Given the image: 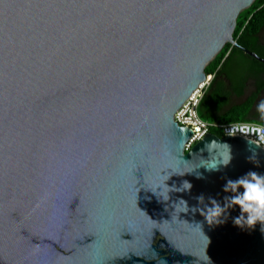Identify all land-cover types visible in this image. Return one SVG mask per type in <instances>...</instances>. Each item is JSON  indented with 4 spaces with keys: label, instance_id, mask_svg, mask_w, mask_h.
<instances>
[{
    "label": "water",
    "instance_id": "1",
    "mask_svg": "<svg viewBox=\"0 0 264 264\" xmlns=\"http://www.w3.org/2000/svg\"><path fill=\"white\" fill-rule=\"evenodd\" d=\"M253 2L0 0V264H264L260 224L201 215L264 149L174 120Z\"/></svg>",
    "mask_w": 264,
    "mask_h": 264
},
{
    "label": "trees",
    "instance_id": "2",
    "mask_svg": "<svg viewBox=\"0 0 264 264\" xmlns=\"http://www.w3.org/2000/svg\"><path fill=\"white\" fill-rule=\"evenodd\" d=\"M264 0H254L236 19L232 37L206 65L212 75L198 106L201 118L220 123L260 121L257 105L264 93V64L244 52L248 50L264 59ZM253 88L248 90V83ZM257 123V122H256ZM221 137V133L212 131Z\"/></svg>",
    "mask_w": 264,
    "mask_h": 264
},
{
    "label": "clouds",
    "instance_id": "3",
    "mask_svg": "<svg viewBox=\"0 0 264 264\" xmlns=\"http://www.w3.org/2000/svg\"><path fill=\"white\" fill-rule=\"evenodd\" d=\"M257 111L261 113V118L264 120V100H261L257 105ZM192 115L195 116V113H192ZM203 126L204 125L200 121H197L196 124L193 125L194 131L197 133V137L203 135V133H201V127ZM237 132L244 136H255L256 139H250L249 143H254L257 147L264 143V124L237 121L230 126L228 135L235 136ZM216 145L228 147V145L218 144L216 141H212L206 147L211 153L215 150L214 146ZM210 148H212V151L209 150ZM254 157L255 153H253L252 158L254 159ZM230 160V149L227 154H220L216 151V155L208 161L210 167L206 168L209 171L218 170L220 165L227 166L230 163ZM190 188L191 184L184 181L182 189L175 190H190ZM224 191L232 192L233 195L225 198V204L223 207L215 199L210 198L211 207H208L206 211L201 210V215L205 217L208 224H220L221 218L230 208L238 207L241 214L234 221L236 226L254 228L257 224H260L262 231H264V175L250 171L235 181L228 180ZM199 199L202 201L203 197H200ZM179 203H182L188 211L187 203L185 201L181 200Z\"/></svg>",
    "mask_w": 264,
    "mask_h": 264
},
{
    "label": "built area",
    "instance_id": "4",
    "mask_svg": "<svg viewBox=\"0 0 264 264\" xmlns=\"http://www.w3.org/2000/svg\"><path fill=\"white\" fill-rule=\"evenodd\" d=\"M211 79H212V75H206L205 81L199 85V87L191 94L188 100L174 114L175 122L180 126L189 128L192 133L189 141L185 145V151L189 150L196 142L200 141L208 133H213L212 131L220 132L221 137L230 136L228 135V131L230 130V126L235 123V122L220 123L217 121L204 120L203 118L200 117L198 113V106ZM192 113H195V116H193ZM197 121L202 122V124L204 125L203 127H201V133H203V135H200L199 137H197V133L194 131V127H193V125L196 124ZM247 123H256V122H247ZM231 137H241L246 140L256 139V137L253 135L244 136L239 132H237L235 136H231ZM259 146H261L264 149V143L260 144Z\"/></svg>",
    "mask_w": 264,
    "mask_h": 264
},
{
    "label": "rangeland",
    "instance_id": "5",
    "mask_svg": "<svg viewBox=\"0 0 264 264\" xmlns=\"http://www.w3.org/2000/svg\"><path fill=\"white\" fill-rule=\"evenodd\" d=\"M263 36H264V32H263ZM252 88H253V83L249 82L248 83V90H251ZM262 99L264 100V93L262 94ZM251 121H254V122H257V123L261 124V122L257 121V120H251Z\"/></svg>",
    "mask_w": 264,
    "mask_h": 264
}]
</instances>
